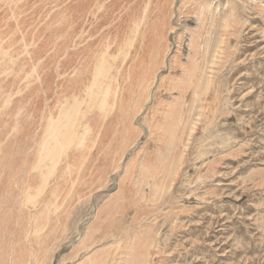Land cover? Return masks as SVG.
I'll return each instance as SVG.
<instances>
[{
  "label": "rangeland",
  "instance_id": "rangeland-1",
  "mask_svg": "<svg viewBox=\"0 0 264 264\" xmlns=\"http://www.w3.org/2000/svg\"><path fill=\"white\" fill-rule=\"evenodd\" d=\"M69 1L81 10L74 27L87 33L82 44L88 45L106 38L102 29L118 24L120 10L135 0ZM142 1L151 12L141 28L146 17L151 25L159 15L167 28L161 59L148 61L141 86L148 93L140 109L131 108L128 125L135 134L113 130L103 138L85 161L83 180L62 193L60 213L38 237L33 228L44 217L34 224L27 210L37 213L41 199L23 209L36 171L22 166L33 163L40 129L31 122L29 141L19 132L10 139L14 109L25 96L35 97L34 83L10 109L0 104V264H89L95 258L109 264H264V0ZM54 7L53 0H25L17 9L29 15L24 31L48 20ZM16 8L2 6V38L9 25V33L16 27ZM82 37L72 36L67 50L78 49ZM136 54L144 55L139 47ZM61 55L53 70L57 82L60 70L62 78L74 75L78 60L67 67ZM110 75L106 82L117 77ZM104 97L102 87L94 92L92 116ZM51 104L44 99V113Z\"/></svg>",
  "mask_w": 264,
  "mask_h": 264
},
{
  "label": "bare ground",
  "instance_id": "bare-ground-1",
  "mask_svg": "<svg viewBox=\"0 0 264 264\" xmlns=\"http://www.w3.org/2000/svg\"><path fill=\"white\" fill-rule=\"evenodd\" d=\"M152 1L150 0V4ZM24 2L25 0H0V11L2 6L7 8L16 6L17 8L12 14L18 17L13 32H8L11 28L8 24L7 38L0 36V104L3 105L4 109H10L15 98L23 97L24 92L30 88L28 84L34 83L35 97L26 101L25 96L23 100L18 101L14 109L13 117L15 120L12 125L14 131L10 139L17 137V134L20 133L19 136L24 141H29L30 136L25 137L29 133L26 124L31 122L36 130L40 129L39 146L36 145L35 147L33 163L30 167L27 163H23L22 166L28 169L29 174L32 170L36 171V179L34 178L33 182L35 187L32 188V191L29 188L23 193V209L36 207L38 204L36 201L41 199V206L36 208L37 213L27 210L30 218L35 221L34 224L40 221L42 216L44 217L45 223L33 228V230L35 229V237H38L39 233L50 222L48 220L60 213L56 210L58 206L63 204L62 193L69 186H72V191L83 180L82 175L85 171L83 167L85 163L87 164L85 161L104 143L103 138L113 130L117 134L126 132L128 138H133L134 129L128 125L131 120V108L138 106L137 110L140 109L139 104L148 93V90L143 92L141 86L147 77L145 73L149 65L148 61L161 59L160 52L162 45H164L167 18L163 15L156 16L155 21L149 25L147 17L150 15L151 8L146 7L142 0H137V2L135 0L132 5H129L130 3L124 5L120 10L122 20L118 24L102 29V33L107 31L108 36L106 38L99 42L93 40L87 45V41L82 44L87 33L79 32L74 27L76 17L79 16L81 10L72 9L73 2L53 0L54 10L45 17L48 20L43 21L38 26L28 27L26 32L24 31L25 22L29 21L27 18L29 15H25L22 10L17 13V9H23ZM162 7L164 12V6ZM145 15L147 16L146 21L141 28ZM110 18L111 16L105 21ZM80 34L83 37L80 38L81 45L78 49L71 46L72 51L67 50L70 48V38ZM30 35L32 36L29 37ZM47 42H49L48 45ZM110 43L115 48V58L109 55L107 45L109 44L111 47ZM41 45H44V48L39 52ZM138 47L144 53L140 57L136 54ZM60 55L64 58L63 62L67 64V67L75 61V57L78 60L75 61L74 75L62 78L60 75L64 73L60 70L58 72L60 79L57 82L53 70L59 62ZM158 69V66L154 68L152 76H155ZM110 71L114 72L117 77L106 82L111 78ZM12 75L20 78L14 81L13 86L6 88V84ZM38 78L40 80L35 85V80ZM16 83H18V87L15 88ZM55 83L56 92L53 89L51 93L50 88ZM19 85L24 86L22 92ZM101 87L105 91V97L99 109L94 112L93 116H95L93 117L90 101L94 92L100 91ZM147 88L149 89V86ZM45 98L52 100V106L44 113L43 101ZM87 101L88 104L84 105L85 111L82 112L79 106ZM40 102L43 107L41 108V121H38L35 115ZM137 103L138 105H135ZM6 126L7 128L10 127V122ZM63 160H66L65 166L62 165ZM54 180L55 182L51 187ZM63 186L64 189L61 190ZM43 205H45V212L42 209ZM24 263L22 260L17 264ZM89 264L109 263L101 262L95 258Z\"/></svg>",
  "mask_w": 264,
  "mask_h": 264
}]
</instances>
